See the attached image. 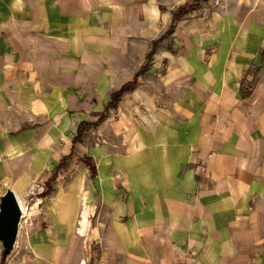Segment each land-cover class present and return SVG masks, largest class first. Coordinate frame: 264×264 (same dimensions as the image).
<instances>
[{"label": "crops", "instance_id": "1", "mask_svg": "<svg viewBox=\"0 0 264 264\" xmlns=\"http://www.w3.org/2000/svg\"><path fill=\"white\" fill-rule=\"evenodd\" d=\"M191 1L0 0V196L25 154L97 170L64 210L62 258L29 264H89L95 243L99 264H264V0L203 4L161 39Z\"/></svg>", "mask_w": 264, "mask_h": 264}, {"label": "rangeland", "instance_id": "2", "mask_svg": "<svg viewBox=\"0 0 264 264\" xmlns=\"http://www.w3.org/2000/svg\"><path fill=\"white\" fill-rule=\"evenodd\" d=\"M221 1L203 0L197 5L196 10L203 4L217 6ZM103 116L102 114L101 117ZM96 121L98 120L94 122ZM97 125L91 128H96ZM72 153L75 154L74 150ZM89 157L88 155L81 156L78 153L74 157L72 155L64 162V166L59 169L53 179V175L50 174L51 169L42 165L47 161V158L43 160L42 156L40 159L38 156L36 163H39V170H31L35 156L24 155L25 177L16 190V194L21 199L23 198L22 200L28 208L23 213L20 224L21 230L15 248L7 259L3 258V247L0 243V264H29L32 255L36 257L47 254L50 248L59 249V251L57 250V258H62L63 251L61 248L69 235V225L66 226L67 219L64 218V210L67 209L71 197H79L81 191H85L86 188L95 191V187L88 181L87 175L82 172V168L87 164L86 159ZM92 160L96 164L94 158ZM33 167L36 166L33 165ZM81 219L82 214L80 213L75 222L78 241L90 243L94 238L93 229L97 222L96 217L88 216V220L84 224H82ZM95 244L92 245V256L89 264H99L101 260Z\"/></svg>", "mask_w": 264, "mask_h": 264}, {"label": "trees", "instance_id": "3", "mask_svg": "<svg viewBox=\"0 0 264 264\" xmlns=\"http://www.w3.org/2000/svg\"><path fill=\"white\" fill-rule=\"evenodd\" d=\"M202 1L203 0H192V2L190 4H185V5L181 6V7H179L176 11H174V13H173V23H172L171 27L169 28V30L161 37V39H164V38L168 37L174 31L176 21L179 20L184 14H186V13L192 11V10H195L197 8V5L200 4ZM151 53L152 52L149 53L148 62L137 73V75L135 76V79L133 81H131V82H128V83L124 84L119 90H117V91L112 93L111 100L107 103V109L111 108V107H117L118 104H119L120 98L125 93H127L129 91H132L135 88V86L137 85L138 76L147 69L148 63H149V61L151 59ZM245 94H246V92H245ZM103 117H101L96 122H81L77 133L73 137V142L74 143L80 142L82 140V136H83L84 131L86 129H89V128L97 125V123H99V121H101ZM66 159H67L66 157H63L61 159L60 163L57 166H55V168H54V170L52 172L53 179L56 177V174L58 173L59 169L64 166V162H65ZM86 162H87V164H88V166H89V168H90V170L92 172V177H95L97 170H96V165L93 163L92 158L91 157L87 158Z\"/></svg>", "mask_w": 264, "mask_h": 264}, {"label": "water", "instance_id": "4", "mask_svg": "<svg viewBox=\"0 0 264 264\" xmlns=\"http://www.w3.org/2000/svg\"><path fill=\"white\" fill-rule=\"evenodd\" d=\"M23 211L17 194L11 188L0 196V243L3 247V258L14 250L17 243Z\"/></svg>", "mask_w": 264, "mask_h": 264}, {"label": "bare ground", "instance_id": "5", "mask_svg": "<svg viewBox=\"0 0 264 264\" xmlns=\"http://www.w3.org/2000/svg\"><path fill=\"white\" fill-rule=\"evenodd\" d=\"M18 197V201H19V203H20V206H21V208H22V211H23V213H25L26 212V208H28V207H26V205H25V203H24V201L21 199V197H19V196H17ZM26 202V201H25Z\"/></svg>", "mask_w": 264, "mask_h": 264}]
</instances>
